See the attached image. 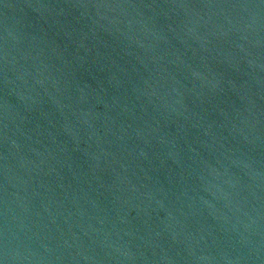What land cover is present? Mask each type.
Listing matches in <instances>:
<instances>
[{
	"label": "water",
	"instance_id": "water-1",
	"mask_svg": "<svg viewBox=\"0 0 264 264\" xmlns=\"http://www.w3.org/2000/svg\"><path fill=\"white\" fill-rule=\"evenodd\" d=\"M0 264H264V0H0Z\"/></svg>",
	"mask_w": 264,
	"mask_h": 264
}]
</instances>
